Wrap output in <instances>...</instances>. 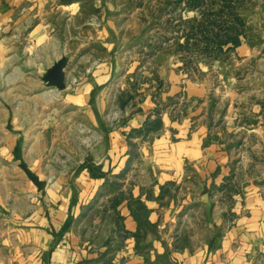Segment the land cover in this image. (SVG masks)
Returning a JSON list of instances; mask_svg holds the SVG:
<instances>
[{
	"label": "crops",
	"instance_id": "crops-1",
	"mask_svg": "<svg viewBox=\"0 0 264 264\" xmlns=\"http://www.w3.org/2000/svg\"><path fill=\"white\" fill-rule=\"evenodd\" d=\"M153 1L0 0V264H264V40L188 74Z\"/></svg>",
	"mask_w": 264,
	"mask_h": 264
},
{
	"label": "trees",
	"instance_id": "trees-1",
	"mask_svg": "<svg viewBox=\"0 0 264 264\" xmlns=\"http://www.w3.org/2000/svg\"><path fill=\"white\" fill-rule=\"evenodd\" d=\"M254 3L255 0H167L173 11H177V6L181 8L167 19L171 32H161L155 47H168L176 53L182 62L181 69L188 74L199 71V62L210 65L215 60H227L242 41L249 44L259 41V29L249 21L254 15ZM181 10L191 11L193 15L183 17ZM164 42L171 43L164 46ZM160 114L161 108L157 105L154 117L133 133L161 127Z\"/></svg>",
	"mask_w": 264,
	"mask_h": 264
},
{
	"label": "water",
	"instance_id": "water-1",
	"mask_svg": "<svg viewBox=\"0 0 264 264\" xmlns=\"http://www.w3.org/2000/svg\"><path fill=\"white\" fill-rule=\"evenodd\" d=\"M69 62V57L66 55L60 56L40 76L43 85L46 88H53L58 91L66 88V70ZM203 199L205 202V213L208 221H212V202L207 193H204Z\"/></svg>",
	"mask_w": 264,
	"mask_h": 264
},
{
	"label": "rangeland",
	"instance_id": "rangeland-1",
	"mask_svg": "<svg viewBox=\"0 0 264 264\" xmlns=\"http://www.w3.org/2000/svg\"><path fill=\"white\" fill-rule=\"evenodd\" d=\"M146 2H147L146 7H147V5H149V7L153 8V9L156 7V6L155 7L153 6L154 5L153 3H155V1L146 0ZM157 3L160 4L159 5L160 7H165L166 10L167 9L172 10V7L168 4H166V1L164 3H163V1H157ZM177 7H178V9L181 8L180 6H177ZM178 9H177V11H178ZM166 10H165V12H166ZM252 13H254V15L249 21L254 27L259 29L258 39H259V41H263L264 40V15H263L264 14V0H255L254 6L252 7ZM154 16H155L154 14L149 15V18H150L149 22L151 21V24H152L153 19H155ZM169 17H171V16H169ZM173 19L175 20V18H173ZM174 20L172 23L175 22ZM153 24H154V22H153ZM167 34H170V33L167 32ZM255 42H258V41H255ZM86 72H89V70H87ZM78 81H79V79L77 77L71 76L69 78V80H67V83L69 82L70 86H76L79 84V83H77ZM50 100H53V98H50ZM117 114H118V112H117ZM65 151H67V149H65Z\"/></svg>",
	"mask_w": 264,
	"mask_h": 264
}]
</instances>
